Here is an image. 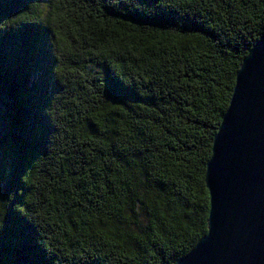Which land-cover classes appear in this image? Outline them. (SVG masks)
<instances>
[{"label": "trees", "instance_id": "trees-1", "mask_svg": "<svg viewBox=\"0 0 264 264\" xmlns=\"http://www.w3.org/2000/svg\"><path fill=\"white\" fill-rule=\"evenodd\" d=\"M264 0H0V264H178Z\"/></svg>", "mask_w": 264, "mask_h": 264}, {"label": "water", "instance_id": "water-1", "mask_svg": "<svg viewBox=\"0 0 264 264\" xmlns=\"http://www.w3.org/2000/svg\"><path fill=\"white\" fill-rule=\"evenodd\" d=\"M205 183L208 231L178 264H264V34L237 73Z\"/></svg>", "mask_w": 264, "mask_h": 264}]
</instances>
